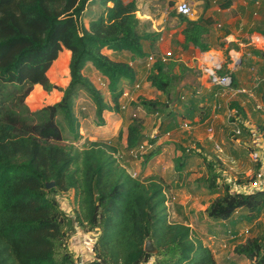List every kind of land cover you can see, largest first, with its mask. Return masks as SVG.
Wrapping results in <instances>:
<instances>
[{
    "label": "trees",
    "instance_id": "16d2710c",
    "mask_svg": "<svg viewBox=\"0 0 264 264\" xmlns=\"http://www.w3.org/2000/svg\"><path fill=\"white\" fill-rule=\"evenodd\" d=\"M232 3L222 0L220 8ZM178 17L186 25L182 31L185 46L209 52L211 20ZM159 37L157 32L142 30L137 0H0V264H75L69 251L72 234L69 237L67 231L72 216L67 202L59 199L72 191L78 207L75 220L86 234L98 235L92 248L94 263L220 264L212 249L193 237L188 225L170 220L163 183L132 177L112 145L91 142L83 150L76 146L84 139L76 112L82 93L93 102L99 126H105L106 112L122 110L125 85L134 88L138 82L128 63L112 60L104 51L146 59L150 54L144 42L154 45ZM64 49L71 52L70 81L62 88L50 81L48 72L62 67L67 75L68 60L63 55L59 58ZM171 62H159L147 78L165 95L175 82L176 64ZM88 64L108 79L109 102L85 76ZM226 74L223 66L218 75ZM37 85L47 93L61 92L62 98L30 111L25 100ZM199 100L190 99L184 118L192 120ZM135 106L150 115H159L167 107L160 100L146 98ZM230 108L240 118L245 116L239 104L233 102ZM174 121L163 125L161 133L175 128ZM239 127L247 130L243 123ZM144 132L143 120L131 117L126 148L130 153L147 140L156 144L159 136L145 138ZM195 144V149H201ZM161 152L159 145L137 157L146 167ZM196 154L188 149L174 158L173 187L192 191L189 170ZM204 162L206 174L195 183L203 185L210 196L217 195L205 210L207 218L231 222L239 214L242 223L255 224L264 214V191H233L221 183V161L205 158ZM49 183L54 187L48 189ZM148 241L158 250L156 255L145 251ZM234 253L252 264H264V231L237 245Z\"/></svg>",
    "mask_w": 264,
    "mask_h": 264
},
{
    "label": "crops",
    "instance_id": "0c3cea01",
    "mask_svg": "<svg viewBox=\"0 0 264 264\" xmlns=\"http://www.w3.org/2000/svg\"><path fill=\"white\" fill-rule=\"evenodd\" d=\"M124 1L128 3L132 0ZM221 1L222 0H197L193 2L194 16L190 18V20L197 21L201 16H203L205 19L211 20L212 23L209 26L210 32L207 41L210 45L211 50L207 53L215 52L216 54L214 56L218 59L215 58L216 61L214 59L211 61H208V59H206L205 62H208L209 65L218 63L222 64L226 72L234 77V84L231 88H222L213 84L212 82L211 84H207L205 75L197 79L194 87L196 86L200 90H203L200 94L201 97H198L200 99L199 107H203V104L205 103L204 99L208 102L207 106H209V108L206 109L202 114L203 116L201 115V119L199 120V122H202V125L210 124L211 127L213 126L212 128H214L215 126V129H221L220 131L221 133H223L222 135L224 136L226 134H229V138L234 131V127L232 124L239 125L243 123V125L248 129L250 135L244 134L242 138L237 139L236 142L233 141V139L227 141L225 147V149H227L226 154L223 153V150L217 151L221 152V157L215 150H211V152H215L217 154L216 157L219 158L222 162L220 169L222 177H226V174L230 173V170L234 172L241 171L242 174H245L246 177H248L258 169L259 165H261L259 170L261 169L264 171V0H233L231 6L227 9L220 8ZM178 2L179 0H177L176 4ZM137 5L139 9V17L142 30H145L148 33L157 32L160 34L158 41L154 45H151L147 41L144 42V48L146 52H148V54H163L171 51L173 53L174 62H179L180 64H182L183 62V64L192 68L196 64H202V61L200 63V60H198L199 56L206 53L201 52L198 48H195L192 45L185 46L182 31L185 29L186 25L178 17V14L175 12L176 9L172 11L174 8V3L171 0H137ZM257 36H260L263 40V42H261V46H258L254 43V39ZM223 46L224 48H222ZM252 50L257 51V54H253L251 52ZM224 51H227L228 56L230 57L229 63H227V61L224 60L222 56H219L223 55V53H225ZM104 53L112 60L128 63L136 72L138 80L137 84L140 83L141 86L143 85L144 79L148 78V75L151 72V70L146 67L147 58L134 59L132 55L127 52L115 53L111 50H105ZM61 55L64 56L63 59L68 60L67 76L68 81H70L69 63L71 59V52L64 49L60 53L59 58ZM234 55H237L239 57L237 58ZM195 60L198 61L195 62ZM84 74L92 81L97 89H99V87L96 83H98L99 79L104 80L108 84V79L101 75L91 64L87 65L84 70ZM194 81L195 79H192V82ZM187 82L188 81H186V83ZM147 84L150 83L148 82ZM183 84H185V81L183 82ZM36 87L41 86L37 85ZM127 88L131 89L132 96H134V93L137 92V89H135V87L131 88L128 84L125 85L124 89ZM241 90H247L251 92L242 93L240 92ZM45 93L48 94L47 92ZM53 93H55V91L49 94ZM56 93L60 95L61 99L63 94L58 91ZM191 98L196 99L197 96H192ZM233 102L239 104V106L245 112V116L240 118L239 115L237 116L236 110H232L230 108V105ZM200 108L195 109V113L197 111H200ZM120 113L116 114V112H106L103 116L104 121L106 122V125L103 129L109 127L108 125L110 124L111 116H119V119L114 122V125L117 127L113 130L115 134L117 130L120 129V127L124 128L125 132L123 134V143L125 145V151H127L128 153L129 151L126 149L127 127L130 122L126 120L127 112L123 111L121 114ZM232 119H235L236 122H231ZM192 120H195V118H193ZM125 121H127V125L124 127ZM255 123H258L261 126V135L256 133V129L258 127L254 126ZM190 125L191 124H189L187 128H189ZM202 125H200L199 128ZM170 134L171 132H169L167 135ZM195 135H198V131L195 132ZM214 136L215 131L214 134L212 133L207 136L200 135L199 138H201L203 142H205V144H208L207 140L212 141ZM219 138L220 135L218 134V139ZM247 143H250V147L248 148L253 149V151L260 152L261 162H254L252 160V154H249L248 157H246L245 154H247V152L245 151L243 146ZM218 147L219 146L216 145V149ZM234 151H236V159H234V162H232L231 160H229L228 155L229 152L233 153ZM135 154V152H132L130 153V156ZM123 158L124 155H122L121 160H123ZM223 158H225L226 161ZM245 158H247L248 162L243 163V160ZM223 160L225 163H223ZM250 162L255 166V168H248V163ZM226 163H228L227 166L229 167V171L225 170V168L227 167ZM229 185L231 186L233 191L247 193L245 190L246 187L244 185L237 186V184L232 185L231 183H229ZM179 189H183L184 191L189 193V190L187 189ZM216 197L217 195L215 196V198ZM73 199L76 201L75 197H73ZM180 204L185 206L184 201H181ZM209 204H207L202 209L198 220L196 219V221H198V223L201 225V228L197 229L196 234L198 236H201L202 238L195 236V234L194 237L197 239H201L205 245L212 249L216 260L220 264H252L249 260L236 256V254L234 253V249L237 245L244 243L246 239L256 237L259 233H261V230L258 229L260 227V224L256 222V225L242 223L241 220H239V214H237L231 222L210 221L205 214V210ZM67 206L69 208V204ZM260 220L261 218L258 221ZM247 225L249 227L243 229V227ZM188 226L191 228L193 233V225L190 224ZM254 227L255 229H257L256 231L253 230ZM75 229L76 230L74 235L71 236V249L74 251V257L78 259L83 258L86 263H93L95 257L92 248L94 242L96 241V234H86L82 230L79 231L78 227H75ZM204 229L205 236L200 235V232ZM246 229H252V231H255L253 236L249 237L243 235V232ZM217 231L225 236V240L218 237L219 233ZM208 241H210L211 244H209Z\"/></svg>",
    "mask_w": 264,
    "mask_h": 264
},
{
    "label": "rangeland",
    "instance_id": "374dc122",
    "mask_svg": "<svg viewBox=\"0 0 264 264\" xmlns=\"http://www.w3.org/2000/svg\"><path fill=\"white\" fill-rule=\"evenodd\" d=\"M171 1L174 3V8L172 7L173 8L172 11H174L177 0H171ZM222 48H224V46ZM224 52L225 53H223V55H219V56H222L223 59L226 60L227 63H229L230 57L228 56L227 51ZM208 54L215 55L216 53L210 52L204 55H200L198 60H200V63L202 61V64L200 65L196 64L194 65L193 68L186 66L185 64H183V62L182 64L174 61L171 62L176 64L173 69L175 82L168 95L159 93V91L153 88L151 84H147L148 80L147 78H145L143 81V85L145 86L142 85L141 88L134 93V96L130 95L128 98L120 99L121 106L127 105V109L121 111L127 112L126 120L128 122H130L131 117L142 119L145 127V132H144L145 138L148 137L154 138L155 136H159L157 138L156 144L151 149L146 151L142 156L144 157L146 154L155 151L157 146L162 145V152L160 155L161 157L158 155L146 167L143 165L141 158L139 159L135 155L130 156V152L127 153V151H125V145L123 143L124 142L123 134L125 132L124 128L120 127V129H118L116 132L117 135L116 133L114 134L113 129L117 127L114 125L115 124L114 122L119 119V116L116 115L111 116L110 124L108 125L109 127L103 129L105 126H99V120L97 119L96 116L95 106L93 105V102L87 96L86 93H82V95L78 99L79 101L77 102V106H76V112L81 117V134L84 136V140L81 141L80 143H77L76 146L79 147L80 150H83L85 148H88L91 142H99V143L112 145L119 150V153L117 154L118 157L119 154L124 155V158L123 160H121L120 163L122 166H125L128 169L131 175H134L136 176V178L144 181L150 178H155L159 180L161 183H163L166 189V195L168 200L167 207L169 209L170 220L172 222L193 225V237L194 234L195 236H198L196 234L197 229L201 228V225L198 223V221H196V219L198 220L202 212V209L212 200L215 199V196H210L208 194L206 188L203 185L201 184L198 185L197 183H195L197 179H200L203 175L206 174L207 169L204 159L210 158V160H217V159L220 160L216 156L218 154L221 157L222 154L221 152H217L219 150L216 149V145H218L221 148V150H223V153L226 154L227 149H225V147L227 141L233 139V141L236 142L237 139L242 138L244 134L250 135L247 129L246 131L242 130L241 136L234 137L231 134L229 138L228 137L229 134L223 136L222 135L223 133H221L220 131L221 129H215V126L214 128H212L213 126L211 127L210 124L202 125L203 123L199 122V120L201 119V115L205 112L206 109L209 108V106H207L208 102L204 98L203 99L205 103L203 104V107L200 108V111L194 113L193 118H195V120H191L183 117L184 115L187 114L185 105L188 104L191 97L192 96L201 97L200 94L202 93L203 90H200L196 86L194 87V84L197 81V79L205 75V80L207 81V84L209 83L211 84V80L209 79L208 75L204 72L205 68H207L209 64L208 62H205ZM234 56L237 58L239 57L237 55ZM198 60H195V62ZM61 68L62 67L56 68L55 72L53 73L48 72V77L53 84L64 88L66 87L69 81H68V76ZM192 79H195V81L192 82ZM184 81L185 84H183ZM186 81L188 82L186 83ZM96 84L99 87L98 83ZM99 89L103 94L105 100L109 102L110 96L108 89L100 88V87ZM56 92L57 91H55V93L53 94H49V93L46 94L43 88L35 86L33 88V91L26 98L25 104L28 106L30 111L32 112L38 111L48 105L55 104L59 101L60 95H58V93ZM179 97L181 98V100L179 103H177L176 100ZM141 98H146L149 100H160L167 107L164 109V112L159 115H150L146 113L142 108H137L135 106L136 104L140 103ZM121 111L116 112V114H119ZM172 117H174L175 121ZM127 121H125L124 127L127 125ZM170 121H174L176 125L175 128H173L170 131L171 134L167 135L166 133L165 134L161 133L162 126L167 125ZM234 121L236 122L235 119ZM189 122H191L190 127L189 128L184 127V124ZM200 125L202 126L199 128ZM232 125L235 130L240 124L239 125L232 124ZM254 126L258 127L256 129L257 130L256 133L261 135V126L258 123H255ZM210 129H212L213 132H211ZM196 131H198V135H195ZM214 131H215V136L212 139V141L207 140L208 144H205V142H203V140L199 138L200 135L207 136L212 133L214 134ZM218 134L220 135L219 139H218ZM164 143H168V144H164ZM195 143H198L201 146V149H195L197 147ZM243 147L247 152V154H245L246 157H248L249 154L251 155L253 153V149L248 148L250 147V143H247ZM188 149L195 150L197 153L191 162V168L189 170L190 182L193 183L192 191L189 193H187L183 189L173 187L171 184L173 180V176L175 175L174 166H173L174 157H176L177 155H181L183 152L187 151ZM211 150L212 151L215 150L217 154L215 152H211ZM228 157L229 160L234 162V159H236V151H234L233 153L229 152ZM223 159L225 160V158ZM224 160L223 163H225ZM246 162H248L247 158L243 160V163ZM227 165L228 163H226V166ZM248 168H255V166L250 162L248 163ZM225 170L229 171V167L227 166ZM252 175L253 174L246 177V175L242 174L241 171L234 172L230 170V173H227L226 177L221 178V183L228 185L229 183H231L232 185L237 184V186L240 185L245 186L248 178L252 177ZM73 197L75 196H74V192L72 191L71 193H66L64 195L61 194L59 198L61 201L63 202L66 201L69 204L68 214L72 216L71 218L72 223L69 224V228L67 230L69 231L68 233L70 234V235L68 234L69 237L71 236V234L74 235L75 233V228H74L75 224H78L76 227H78L79 231L83 230V228L75 220V215H76L75 212H77L76 209L78 207ZM181 201L185 202L184 204L185 206L180 204ZM256 223L260 224V227L258 229H260L261 232L264 231V214L262 215L261 220ZM248 227H249L248 225L244 226L243 229ZM253 230L256 231L257 229H255L254 227ZM255 231H252L251 229V234H249V237L253 236ZM217 232L219 233L218 237H220V239L225 238L223 234H221L219 231ZM200 235L205 236V229L200 232ZM96 237H98V235H96ZM198 237L202 238L201 236ZM208 243L211 244L210 241H208ZM71 247H72V241L70 242L69 251L72 254H74V251L71 249Z\"/></svg>",
    "mask_w": 264,
    "mask_h": 264
},
{
    "label": "built area",
    "instance_id": "2783aa9c",
    "mask_svg": "<svg viewBox=\"0 0 264 264\" xmlns=\"http://www.w3.org/2000/svg\"><path fill=\"white\" fill-rule=\"evenodd\" d=\"M195 1L196 0H179V2L176 4V7H175L177 14L184 16V17H187L189 19L192 18L194 16L193 2H195ZM261 42H263V40L260 36H257L254 39V43L258 46H261ZM146 61H147L146 67L149 70H152L155 67V65L158 64L159 62L167 64L170 61H173V53L171 51L163 53V54L152 53L147 57ZM222 67L223 66L220 63L212 64V65H210V67L208 64V67L205 68L204 72L208 75L209 79L211 80V82L213 84L220 86L222 88H231L233 86V80H232L231 75H229V74H226L224 76L218 75V71ZM98 85L100 88H108V84L102 79L98 80ZM140 88H141L140 83L135 85V89L138 90ZM131 92L132 91L130 88L124 89L122 98H128L130 95L132 96ZM240 92L247 93L249 91L241 90ZM121 109L126 110L127 105L121 106ZM188 126H189V123L184 124V127H188ZM210 131L212 132V130H210ZM234 134L236 137L241 136L242 135V129L238 126L234 130ZM152 147L153 146L150 144V142L148 140L145 141L141 145V147L135 151V153H136L135 156H137V154L143 155L146 151H148ZM217 149L219 151H221L220 147H218ZM116 158L120 161L122 159V155L119 154V157L116 155ZM252 160L254 162H261V155H260L259 151H253ZM132 177L136 178V176H134V175H132ZM249 179H250V181H247V183L245 185V187H246L245 190L247 193H252V192H256V191H264V171L263 170L260 169L258 172L253 173L252 177H250ZM167 206H168V203H167ZM249 234H251L250 229L244 230L243 235L249 236ZM225 247H226V245H225ZM75 264H90V263L89 262L86 263L83 258H81V259L76 258ZM141 264H153V262L149 261V262H145V263H141Z\"/></svg>",
    "mask_w": 264,
    "mask_h": 264
},
{
    "label": "water",
    "instance_id": "95a60500",
    "mask_svg": "<svg viewBox=\"0 0 264 264\" xmlns=\"http://www.w3.org/2000/svg\"><path fill=\"white\" fill-rule=\"evenodd\" d=\"M178 96V95H177ZM54 187V183H49L47 184V188L51 189ZM145 251L148 254L151 255H156L158 253V250L155 248V246L153 245V243L151 241H148L145 245ZM90 264H102V263H90Z\"/></svg>",
    "mask_w": 264,
    "mask_h": 264
},
{
    "label": "bare ground",
    "instance_id": "6f19581e",
    "mask_svg": "<svg viewBox=\"0 0 264 264\" xmlns=\"http://www.w3.org/2000/svg\"><path fill=\"white\" fill-rule=\"evenodd\" d=\"M215 58H216V57L214 56V54H208V55H207V59H208V61H211V60H213V59L216 61V59H218V58H216V59H215Z\"/></svg>",
    "mask_w": 264,
    "mask_h": 264
}]
</instances>
